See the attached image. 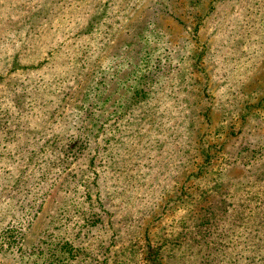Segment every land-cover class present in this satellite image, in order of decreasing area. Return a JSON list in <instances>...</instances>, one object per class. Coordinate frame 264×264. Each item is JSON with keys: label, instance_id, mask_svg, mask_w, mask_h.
Segmentation results:
<instances>
[{"label": "rangeland", "instance_id": "rangeland-1", "mask_svg": "<svg viewBox=\"0 0 264 264\" xmlns=\"http://www.w3.org/2000/svg\"><path fill=\"white\" fill-rule=\"evenodd\" d=\"M0 264H264V0H0Z\"/></svg>", "mask_w": 264, "mask_h": 264}]
</instances>
